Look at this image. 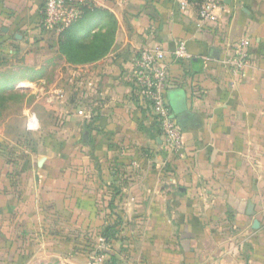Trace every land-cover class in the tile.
I'll return each mask as SVG.
<instances>
[{"label":"crops","instance_id":"0c3cea01","mask_svg":"<svg viewBox=\"0 0 264 264\" xmlns=\"http://www.w3.org/2000/svg\"><path fill=\"white\" fill-rule=\"evenodd\" d=\"M200 2L96 0L40 41L44 0H0V81L33 97L0 121V264H87L117 219L114 264H264V0H225L213 20ZM243 38L246 76L226 63ZM145 47L166 53L177 156L132 81Z\"/></svg>","mask_w":264,"mask_h":264},{"label":"built area","instance_id":"2783aa9c","mask_svg":"<svg viewBox=\"0 0 264 264\" xmlns=\"http://www.w3.org/2000/svg\"><path fill=\"white\" fill-rule=\"evenodd\" d=\"M187 5L186 1L182 2L183 8ZM84 6L96 7V0H44L41 25L59 34L66 26L82 17ZM225 6V0H201L198 6L199 17L201 20L217 19L218 12L223 11ZM250 46V39H241L235 48L234 56L226 62L237 75L246 76L247 69L252 64ZM174 56L179 60L192 57L186 40L179 41ZM132 81L141 97L148 102L167 150L174 156L182 154L183 131L172 114L167 100L170 74L165 51L158 47L142 48L135 59ZM27 128L30 131L40 128L38 116L34 112L28 114ZM97 239L92 249L88 251L87 264H109L106 253L109 241L102 235Z\"/></svg>","mask_w":264,"mask_h":264},{"label":"rangeland","instance_id":"374dc122","mask_svg":"<svg viewBox=\"0 0 264 264\" xmlns=\"http://www.w3.org/2000/svg\"><path fill=\"white\" fill-rule=\"evenodd\" d=\"M49 33H52V31L47 30L42 27L41 32L39 31L37 35V39L40 41L46 40L47 37H49ZM94 37V35H92ZM34 38V39H36ZM87 53L89 56L94 57V54L92 53L91 49L87 50ZM53 54L50 52L48 56L44 55L46 57H51ZM82 56V54L80 55ZM34 60H31L29 64H33ZM9 67H3L0 69V77L3 75V72L5 70H8ZM47 77L51 78V70H47ZM2 78V77H1ZM6 78L0 81V121L4 119H10V120H16L21 121L25 120V113L23 112L25 103L32 102L33 97H26L27 95L24 93H21L19 95H15L13 87L7 86L4 84V81ZM26 95V96H25ZM8 105V106H7ZM7 106V107H6ZM30 113V112H29ZM37 115V114H36ZM28 118V117H27ZM40 130V129H39ZM38 130V131H39ZM36 131V132H38Z\"/></svg>","mask_w":264,"mask_h":264},{"label":"trees","instance_id":"16d2710c","mask_svg":"<svg viewBox=\"0 0 264 264\" xmlns=\"http://www.w3.org/2000/svg\"><path fill=\"white\" fill-rule=\"evenodd\" d=\"M97 6L96 7H92V8H89V7H86L84 6V13L82 15V17L80 19H78L77 21L73 22L72 24L66 26L64 29H62L61 32H59V34L61 35L62 33L66 32L68 29L72 28L73 26H75L78 22H80L89 12L91 11H95L97 10ZM101 13H104V14H107L108 16H110L111 18L113 17V15L108 12V11H104V12H101ZM121 224L120 223V220L117 219L115 220L114 222H110L108 223L106 226H104L101 231H99V235H102L104 237L107 238V240L110 242L111 238L114 237V235L116 234V230H117V226ZM90 242V240H89ZM87 250L90 251L93 247V243H87ZM107 255L109 256L108 254V250L106 251ZM108 263L109 264H114V258L113 256L110 255V258H108Z\"/></svg>","mask_w":264,"mask_h":264},{"label":"water","instance_id":"95a60500","mask_svg":"<svg viewBox=\"0 0 264 264\" xmlns=\"http://www.w3.org/2000/svg\"><path fill=\"white\" fill-rule=\"evenodd\" d=\"M251 207H252V205H251Z\"/></svg>","mask_w":264,"mask_h":264}]
</instances>
